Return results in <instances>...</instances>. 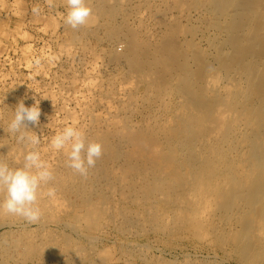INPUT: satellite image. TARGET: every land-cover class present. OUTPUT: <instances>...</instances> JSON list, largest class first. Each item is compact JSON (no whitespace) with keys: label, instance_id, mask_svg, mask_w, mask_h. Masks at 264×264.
Returning <instances> with one entry per match:
<instances>
[{"label":"rangeland","instance_id":"rangeland-1","mask_svg":"<svg viewBox=\"0 0 264 264\" xmlns=\"http://www.w3.org/2000/svg\"><path fill=\"white\" fill-rule=\"evenodd\" d=\"M141 1L88 0L90 7L97 5V8L105 14L97 16L93 13L87 28L83 27L78 31H73L63 23L66 0H0V155L3 158L6 154L4 156L6 163H10L9 165L12 167L18 166L22 162L19 160H22L23 154L27 150L22 145H18L15 138L7 133L8 121L20 101H23L26 107H31L36 100L40 101L39 125H29V130L41 135V143L38 148L43 159L48 161L53 168L58 167L56 168L58 170L54 169L56 174L54 175L63 176V178L65 176L68 181H71V184H76L73 179L79 175L73 174L70 169L62 165V162L63 164L65 162V154L55 151L49 144L51 138L66 125L84 128L88 138H91L100 128H102L100 131L103 130V132L108 130L113 132L117 128L131 133L137 129L145 131L152 129L154 132L155 129L170 126V122H173V118H175L172 115L176 116L179 111L183 110L186 96L175 92L173 81L170 83L164 81L166 75L163 72L155 71L156 74H154L155 69H134L136 72H133L128 63L108 57L110 56L108 55L109 50L113 46L120 48L124 41L120 36L115 38L106 36L102 28H98V22L109 24V22L115 21L117 23L123 15L125 18L127 17L126 19L123 17L126 26L135 31V36L151 34L152 38L156 34H161V31L165 30V25L170 23L173 26L177 25V28L180 29V34L176 36L178 39L186 36L187 39H194L195 45L202 48H207L208 43L207 40L204 41L201 33L193 35V33L186 32L191 24L199 26V20L196 21L194 16L184 19L179 9L167 5V0ZM33 7L40 8L39 15L33 14ZM111 9L115 17L109 15ZM164 14L165 16H163ZM156 18L158 21L160 19L163 21L158 23ZM185 21H188V24ZM128 24L130 25L128 26ZM152 27H155L154 31ZM181 27L186 29L183 30L184 28ZM160 29L161 31H159ZM144 30L146 34L143 32ZM193 67L195 68V66ZM142 70L145 74L142 73ZM158 72L160 74H157ZM141 75H144V78ZM153 75H155V79ZM159 75L161 76L159 77ZM161 78L164 82L160 80ZM98 86H101V89ZM82 97L84 98L82 99ZM177 102L182 105V108H178L179 111L176 106L180 107L181 105H177L179 104ZM166 119L170 121L167 122ZM165 120L167 123L162 126ZM114 134L116 135V133ZM114 139L117 141L120 138ZM120 143L122 144V141ZM123 143L125 146L123 144L120 146V152L115 151L112 156L114 157L111 158L113 163L111 159L108 161L107 168L110 172L106 170L105 173L111 176H99L100 181L95 182L96 184L98 182L97 185L94 182H87L89 183L86 187L88 193L91 194L93 190L91 200L88 199V195L83 198L85 194H70L71 192L69 193L67 189L64 190L62 185H57L53 180L50 185L42 189V192L46 193L47 187H56L57 195L50 200L46 195L41 196L40 207L43 215L38 222L28 223L20 217H13L5 212L0 214V264H264L263 247L255 248L252 244V247L246 246L241 252L236 251L238 243L242 240L240 238L242 231L240 216L230 214L225 217L226 219L221 217L219 200L215 197H212L204 208L200 206L192 209L169 192L158 197L154 190L150 192L149 187L161 184L166 176L155 179L152 170L139 168L140 166L133 160L130 161L128 156L123 158L129 152L126 150L132 148L124 141ZM6 149L11 155L6 152ZM53 154L54 156H52ZM11 157H15V160ZM12 160L17 164L13 165ZM133 163L136 165H132ZM114 164L122 170L116 169ZM123 164L128 166L124 168ZM96 167L92 169L94 172L97 170ZM92 170H90L89 176L94 173ZM183 171L184 176L177 182L188 187L185 181L191 179L190 174L193 171L190 168L183 169ZM137 181L140 182V185ZM144 184L147 185V188ZM58 187L63 190L59 191ZM188 193L191 197L194 194L189 190ZM176 201L181 202V206ZM66 207H69L70 210ZM148 208H150L149 214ZM111 210L136 213L134 215L136 224L130 227L128 232H124L126 235L112 227L114 226L111 222L112 217L107 214ZM96 213L100 215L95 216ZM53 214L55 217L50 219ZM116 218L115 221L118 223L124 222L121 214ZM262 228H256L257 231L254 230L252 233L257 232L260 237L259 233L261 232L263 236L260 237V241L262 240L264 243V229L262 230ZM246 237L250 238L248 234ZM130 241L132 242L130 243ZM134 243L136 244L134 245ZM9 247H11L10 251L5 253ZM129 253L131 254L129 255Z\"/></svg>","mask_w":264,"mask_h":264},{"label":"bare ground","instance_id":"bare-ground-1","mask_svg":"<svg viewBox=\"0 0 264 264\" xmlns=\"http://www.w3.org/2000/svg\"><path fill=\"white\" fill-rule=\"evenodd\" d=\"M154 4L157 5L156 3ZM167 5L175 6L177 9H179L184 19L185 18L190 19L192 16H194V19L196 21L199 20L198 23L199 26L201 25V27H199L197 24L196 25L189 24L190 26H188L186 32L193 33V35H196L197 33H201L202 36L204 37L203 38L204 41L207 40L208 43L207 48L199 47V45L196 46L194 43V39L191 40L187 39L188 37L186 38V36H184L183 33L182 35L184 37L180 35L183 38L178 39L176 36L180 34V29L177 28L178 27L177 25L174 24L173 26L170 23H167L165 25V30L163 31H161V29L159 30L161 31V34L160 33L156 34V36L153 35L154 38H152L151 34L148 36V34L145 33V30L143 32L146 35L138 36V37L135 36V31H133L132 29L126 26L125 23L126 21L124 20L127 17L125 18L123 15L121 16L122 19L118 20L117 23L114 21L115 23L109 22V24H105L104 22L102 23L99 21L98 28L99 27L102 28L103 32L106 33L105 35L110 38L111 37L115 38L118 36L123 38L124 43L120 45V48L113 46L109 50L108 55L110 56L108 57H110L113 60H122L128 63L129 67L133 69V72H136L134 71V69L135 70L155 69L153 71L154 74H156L155 71L163 72L166 75L164 76L165 77L164 81L168 83L173 81L175 92L186 96L185 97L186 107L183 106L182 108V105L179 102H177L179 104L177 103L176 104L181 106L180 107L176 105L174 106H176L177 109L182 108L183 110L179 111L178 109L179 112L177 111L178 113L176 114V116L172 115L175 118H173L174 119L173 122L172 121L170 122L169 124L170 126H167L165 128L162 127L159 129H155L154 132L151 128H149L151 130L145 131V130L137 129L134 132L126 133L127 131L124 132L123 130L120 129L119 131L117 128L115 129L113 127L115 130L112 131L116 133L115 135L113 132H111V130L103 132V130L100 131V129L102 128L98 129L99 131L95 132L91 136V138L89 137L90 140H98L103 145V155L101 159L97 161L96 164L97 170L95 172L92 170L94 173L93 174L91 173L92 175L88 176L87 179H84L80 176H76L75 177L76 179H73L74 181H76V184L74 183L71 184L70 183L71 181H68L67 180L68 178H65V176L64 178L62 175H61L62 177L55 176L56 175L55 172H54L55 174L54 180L57 183V185L58 184L62 185V187H64V190L67 189L69 193L71 192L70 194L73 193L77 195L85 194L83 198H85L88 195L89 196L88 199L91 200V198H93V196L91 195L93 190L91 191V189L89 188L91 194L88 193V191L86 190L88 188L86 187L88 186L89 183L87 182L95 183L97 180L99 182L100 181L99 176L102 175L103 177H106L107 175L109 176L108 173L107 175L105 173L106 170L107 172L109 171L107 168L108 161L109 159L114 158L112 156L114 155L115 151L117 153L120 152V146L122 144L124 145L123 143L124 141L125 143H127V145L129 144L130 146H132V148L130 147L131 150H126L129 152L125 156L122 155L124 156L123 158L125 157L127 158L128 156L129 157L128 159L130 161L133 160L136 164L140 166L139 168L141 169L146 168L152 170L155 179H160V177L166 176L165 180L161 184L158 183L156 185H150L149 187L150 192L151 190H154L157 193L158 197H160L159 195L164 196L166 192L174 194V196H176L175 197L176 199L184 202L186 206H188V208L190 209L199 208L200 206L204 208L206 204L210 202L211 198L215 197L219 200V206L221 209L220 212H222L221 217L223 216V218H225L230 214L231 215L233 214V216L234 215L240 216L242 219V227H241L242 231L240 234L241 235L240 238L242 240H240V243H238V247L236 248V251L241 252L243 248H245L246 246L250 247L252 244H253L252 246L255 248L256 247L258 248V246L264 248L263 241L262 240L260 241V237L263 236V234H261L260 232L259 234L261 236L259 237L257 232H254L257 235L256 234L253 235L254 233H252L256 228L259 229L263 227L262 230L264 229V0H167ZM94 6L91 7L94 14H96L97 16H102L103 14H105L104 12L99 10V8H97V5ZM126 13L127 12H125L124 14ZM109 15L111 17H115L112 9ZM163 16H165V14ZM123 17L125 18L124 20ZM174 17L177 18V16L175 15ZM155 20L158 23L161 21V19L158 21L157 18ZM187 22L186 24H188ZM189 22L193 23L192 21ZM129 25L130 24H128V26ZM183 26H185V24H183ZM153 28L155 27H152V30ZM181 28H184L183 30L186 29L185 27H181ZM199 37H197L198 40ZM194 38L196 39V37ZM199 44L201 45L200 42ZM193 66H195V68ZM142 73L145 74L143 70ZM157 74L160 73L158 72ZM142 76L144 78V75H141V77ZM153 76L155 79V75ZM160 76L161 75H159V77ZM148 80L149 78L147 79V81ZM160 80H162V78ZM152 86L154 87V85ZM100 87L98 86L99 89H101ZM176 96L177 94L175 95V97ZM83 98L84 97H82V99ZM118 120L121 121V119ZM166 120L162 124V126H165L166 123L170 121L167 120L166 122ZM118 134H122V135H118ZM114 138H120V139L119 140L117 139L116 141ZM120 141H122V144L120 143ZM127 148H123V149L125 150ZM7 150L8 149H6V152ZM7 153L11 155L9 151ZM54 154L52 156H54ZM4 156H6V154ZM4 156L3 158L6 161ZM0 158H2L1 155ZM13 158L12 159L15 160V157ZM13 160H12L13 162L12 164L14 165L15 163L16 165L17 163L14 162ZM112 163L109 162V164ZM135 163H133L132 165H134ZM62 165H64L63 162ZM122 166L126 168L128 165L125 166L123 164ZM122 166H120V168H122ZM56 168L58 167L56 166ZM115 168L119 169L117 168V166H115ZM186 168L187 169L190 168L193 171L190 174L191 179L185 181V183L188 184V187L183 186L182 183L178 184L177 182L179 179L182 178V176H184L183 169ZM68 176L69 175L67 174V177ZM112 177L114 176L112 175ZM102 181L104 183V180ZM100 186L102 185L100 184ZM144 186L147 188V185L144 184ZM61 190L63 189H60L59 191ZM188 190L189 192L192 191L194 193L192 197L191 195H188L189 194ZM69 203L71 204V202ZM180 203L181 202H177V204L179 205ZM67 208L69 209V207H66V209ZM61 209L63 208L61 207ZM147 210L149 214L150 208H148ZM0 214H4V212H0ZM54 214L57 215L56 213ZM54 214L50 217V219H53L55 217ZM107 214L112 217L111 222L114 225L112 227L116 228L122 234H125L124 233L125 231L128 232L130 227L136 224V218L134 216L136 213L130 214L128 212L125 213L121 210L117 212L115 210L114 211L111 210V212ZM120 214L124 218V220H122L124 221L123 222L124 224L121 221L120 223L115 221L117 219L116 216H119ZM99 215H100L99 213L95 214V216H99ZM208 218L210 219V217ZM137 228L139 229V227ZM247 234L250 237L249 239L246 237ZM131 242L132 241H130V243ZM135 244L136 243H134V245ZM10 248L11 247L6 249L5 253L9 252ZM252 249L250 250L253 251ZM256 250L258 251V249ZM125 252L127 251L125 250ZM131 253H129V255Z\"/></svg>","mask_w":264,"mask_h":264},{"label":"clouds","instance_id":"clouds-1","mask_svg":"<svg viewBox=\"0 0 264 264\" xmlns=\"http://www.w3.org/2000/svg\"><path fill=\"white\" fill-rule=\"evenodd\" d=\"M34 15L40 14L39 7H33ZM93 10L88 0H66L64 25L78 31L89 25ZM39 100L31 107L20 101L13 110L7 124V133L13 136L18 145H22L25 153L22 162L12 167L0 158V212L22 218L28 223L38 222L43 211L40 207L42 195L49 199L55 198V187L45 186L54 180L53 166L42 158L38 146L41 135L29 130V125H39L41 110ZM50 147L66 156L64 165L73 174L87 179L90 170L96 167L103 155V145L98 140H90L87 132L75 125H66L57 132L50 141Z\"/></svg>","mask_w":264,"mask_h":264}]
</instances>
